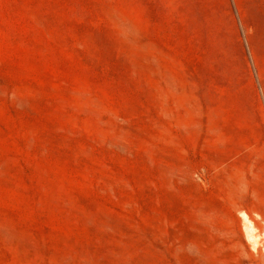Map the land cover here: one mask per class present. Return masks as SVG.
<instances>
[{"label": "rangeland", "instance_id": "1", "mask_svg": "<svg viewBox=\"0 0 264 264\" xmlns=\"http://www.w3.org/2000/svg\"><path fill=\"white\" fill-rule=\"evenodd\" d=\"M0 264H264V0H0Z\"/></svg>", "mask_w": 264, "mask_h": 264}, {"label": "bare ground", "instance_id": "2", "mask_svg": "<svg viewBox=\"0 0 264 264\" xmlns=\"http://www.w3.org/2000/svg\"><path fill=\"white\" fill-rule=\"evenodd\" d=\"M243 218L245 221V229H246L247 235L256 244L257 237L255 236V229L252 226V222H250V220L248 219L246 215H244Z\"/></svg>", "mask_w": 264, "mask_h": 264}]
</instances>
